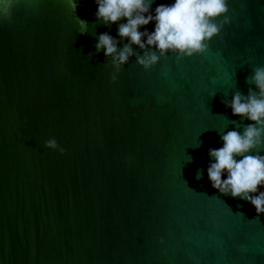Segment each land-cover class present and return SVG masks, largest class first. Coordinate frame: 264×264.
<instances>
[{
  "label": "water",
  "instance_id": "95a60500",
  "mask_svg": "<svg viewBox=\"0 0 264 264\" xmlns=\"http://www.w3.org/2000/svg\"><path fill=\"white\" fill-rule=\"evenodd\" d=\"M228 9L203 55L111 83L95 0H0V264H264V214L207 177L218 132L250 123L222 101L264 66V0Z\"/></svg>",
  "mask_w": 264,
  "mask_h": 264
},
{
  "label": "clouds",
  "instance_id": "9594fccd",
  "mask_svg": "<svg viewBox=\"0 0 264 264\" xmlns=\"http://www.w3.org/2000/svg\"><path fill=\"white\" fill-rule=\"evenodd\" d=\"M72 2L69 0L70 6ZM154 2L95 0L96 21L105 27L117 25L119 40L105 32L97 37L94 45L97 54L103 50L105 59L110 60L106 67L112 69L111 83L117 81L123 66L132 57H135L137 66L148 72L168 54L175 56L177 65L183 59L203 55L209 42L230 23L228 0H174L173 3L158 4L153 10ZM7 8L6 4L5 11ZM79 21L81 28L87 24L84 20ZM150 23L154 24L151 32L146 29ZM141 28L145 30L140 31ZM125 39L127 43L118 48V43ZM134 47L143 54L135 52ZM91 57L90 52L87 58L90 60ZM245 83L249 85L247 95L237 90L231 100L224 99L222 103L231 109L233 116L250 123L242 126V132H218L222 147L208 150L207 155L214 162L207 166V177L212 188L221 195H230L233 199L239 198L251 204L257 214L253 220H258L264 214V191H258L264 188V155H261L264 152V66L253 67ZM229 124L234 129L241 128V123L236 120H229ZM43 146L61 155L65 152L54 138L45 141ZM191 160L190 157L188 162ZM224 174L227 178L222 180ZM196 179H203V169H197ZM240 215L243 216L242 213ZM159 243L163 244V239Z\"/></svg>",
  "mask_w": 264,
  "mask_h": 264
}]
</instances>
